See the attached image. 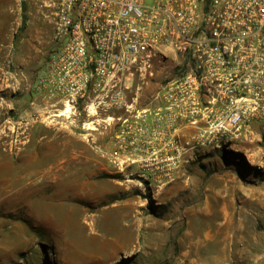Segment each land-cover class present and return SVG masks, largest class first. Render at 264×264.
<instances>
[{"label": "rangeland", "instance_id": "1", "mask_svg": "<svg viewBox=\"0 0 264 264\" xmlns=\"http://www.w3.org/2000/svg\"><path fill=\"white\" fill-rule=\"evenodd\" d=\"M53 1L0 0V264H264V123L160 189L127 180L111 111L32 91Z\"/></svg>", "mask_w": 264, "mask_h": 264}, {"label": "built area", "instance_id": "2", "mask_svg": "<svg viewBox=\"0 0 264 264\" xmlns=\"http://www.w3.org/2000/svg\"><path fill=\"white\" fill-rule=\"evenodd\" d=\"M32 91L111 111L110 162L156 189L264 123V0H54ZM136 80L159 83L148 105Z\"/></svg>", "mask_w": 264, "mask_h": 264}, {"label": "bare ground", "instance_id": "3", "mask_svg": "<svg viewBox=\"0 0 264 264\" xmlns=\"http://www.w3.org/2000/svg\"><path fill=\"white\" fill-rule=\"evenodd\" d=\"M255 161H252V164H254Z\"/></svg>", "mask_w": 264, "mask_h": 264}, {"label": "crops", "instance_id": "4", "mask_svg": "<svg viewBox=\"0 0 264 264\" xmlns=\"http://www.w3.org/2000/svg\"><path fill=\"white\" fill-rule=\"evenodd\" d=\"M34 93V92H33ZM205 236H207V235H205Z\"/></svg>", "mask_w": 264, "mask_h": 264}]
</instances>
